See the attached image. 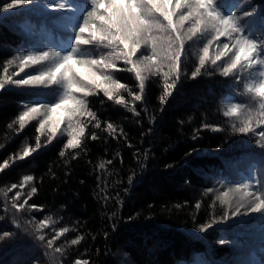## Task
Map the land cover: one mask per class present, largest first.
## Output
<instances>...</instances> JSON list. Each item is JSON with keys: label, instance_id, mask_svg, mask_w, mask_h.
Masks as SVG:
<instances>
[{"label": "trees", "instance_id": "16d2710c", "mask_svg": "<svg viewBox=\"0 0 264 264\" xmlns=\"http://www.w3.org/2000/svg\"><path fill=\"white\" fill-rule=\"evenodd\" d=\"M9 2L0 0V80L38 74L41 65H29L21 72L18 57L28 51L67 48L80 22V8L87 7L85 0H70L76 10H50L44 5L51 0H36L39 6L24 3L5 9L3 5ZM234 5L238 15L251 7L264 12V0H228V8ZM173 22L179 23L178 16H173ZM204 42L198 39L194 44L192 39H185L182 75L166 103H162L165 85L171 84L175 76L164 75L169 67L160 55V43L156 63L144 78L143 102L121 89L118 95L124 97L127 107L117 105L92 87L93 94L86 99L100 128L95 127L96 120L85 116L72 117L69 126V117L61 109L60 128L52 137L51 122L38 131L46 119L43 108L40 115L26 118L21 128L19 116L37 101L51 99L49 88L42 85L46 91L38 92L36 85L6 83L0 89V165L8 162L0 171V189L19 185L25 175L33 176L30 189L35 187L37 192L28 197L27 204L41 205L43 210L32 209L31 217L38 221L50 216L55 222L40 234L50 239L57 229L69 228L49 249L35 235L24 232L29 226L20 230L22 235L14 231L7 215L0 211V237L8 232L7 244L28 255L24 262L17 252L19 264H74L77 259L81 264H234L232 260L239 252H244L246 264H264V239L249 235L252 227L260 225V214L233 218L205 233L197 228L224 210L218 201L210 207L215 194L205 195L208 189L264 181V150L256 144L258 137L236 132L233 124L239 125V119L223 115L229 103L254 102L241 95L242 86L223 76L210 59L200 74L191 77L199 66ZM223 43L231 46L227 38L221 37L209 48L210 58H215ZM151 54V48L145 46L143 55ZM227 59L222 57L217 65ZM127 68L120 63L107 71L129 91L139 92V81ZM130 108L139 111L140 116ZM106 121L113 124L115 132L105 131ZM81 124L86 129L81 148L65 147ZM204 124L211 127L203 128ZM214 127L222 130L215 131ZM93 132L96 140L91 138ZM25 150L30 155L21 159ZM61 150L65 157L59 156ZM196 202L201 203L199 211ZM77 235L83 240L71 245ZM220 240L225 243L220 244ZM61 246L62 253H56L54 249Z\"/></svg>", "mask_w": 264, "mask_h": 264}, {"label": "snow or ice", "instance_id": "6c2138e0", "mask_svg": "<svg viewBox=\"0 0 264 264\" xmlns=\"http://www.w3.org/2000/svg\"><path fill=\"white\" fill-rule=\"evenodd\" d=\"M24 3L39 6L36 4V0H11L3 7L15 9ZM85 3L87 7L80 8L81 15L78 18L80 22L76 25L71 37L72 43L67 48L28 51L18 57L20 71L23 72L24 68L29 65H41L39 73L36 75L26 74L24 78L15 80L12 79V76H6L5 80H0V89H4L6 83L15 86L40 84L49 88L51 99L37 101L28 106L27 110L19 116L21 128L24 127L26 118L32 114L40 115L42 108L46 109L43 113L46 119L40 123L38 131L43 129L45 124L51 122L52 137L56 136L60 128L62 117L58 115V111L61 109L69 117V126H71L72 117L85 116L96 120L95 127L100 128L101 123L89 108L86 99L87 96L93 94L90 91L91 87L102 91L108 100H114L117 105L127 107L124 97L118 95L121 89L127 91L135 101L143 102L145 83L141 76L142 68L138 67L137 62H134L132 58L137 56V53H141V47L144 45L151 48L152 54L143 55L141 53L139 63L143 65L144 70H150L155 65L159 55L157 45L161 42V37H158L156 33H167L163 37L167 48L166 50L161 48V51L164 52L162 59L167 61L169 67V72L164 75L166 77L175 76L171 84L165 85L162 103H166V98L172 96V90L176 89L182 75V57L186 55L184 27L187 23V33H190L188 40L198 36L200 40L205 41L202 47L203 55L199 57V66L191 73V77L195 78L200 74L206 61L210 59L211 65L219 68L223 76L231 77L238 86H242L241 95L249 96L254 103L247 105L229 103L228 110L223 115L238 118L240 122L239 125L233 124L234 130L244 135L251 134L253 137H258L256 144L264 149V12L251 7L250 10L243 11L242 15H238L234 10L235 5L233 8L227 7L228 0H85ZM173 4L174 8H170L169 6ZM44 7L50 10H76L70 0H51ZM156 13H159V16ZM174 15H178L179 23L173 22ZM161 16L164 21H167V25L160 21L159 17ZM85 34L87 35L85 36ZM221 37L227 38L231 42V46L229 43L219 45L221 50L215 58H210L209 48ZM103 49H111V51L106 54L102 51ZM230 52L232 54L229 56ZM222 57H227V61L217 65V61H220ZM115 60H123L125 64L132 66L127 70L135 73L136 79L139 81V92L129 91L127 85L114 79L113 75L107 71L117 68ZM144 61L150 63L145 64ZM4 71L7 73V68ZM14 75H19V73ZM78 93L82 94V97H78ZM129 111L134 112L137 117L141 114L135 108H130ZM152 122L154 120L150 119V123ZM105 123L107 124L105 131L111 129L115 132L111 122L106 121ZM202 127L209 128L211 126L204 124ZM85 130V126L81 124L78 132L67 140L65 147L81 148V137ZM213 130L220 131L222 129L214 127ZM120 131L123 132V129ZM91 138L93 140L98 138L95 132L91 134ZM48 142H51V138ZM36 147L37 149L41 147L39 137ZM191 154L188 153V155ZM29 155L30 152L25 150L21 159ZM59 156L65 157V152L61 150ZM108 163L111 164L112 161L109 160ZM7 164L8 162L5 161L3 165H0V171ZM100 167L104 168L105 165L101 164ZM23 180L31 181L33 176L25 175ZM128 182L129 184L133 183L131 176ZM17 187V184L11 186L12 189ZM36 192L37 188L32 187L28 197L31 198L32 194ZM208 193L215 194L210 207H214L218 201L224 210L220 216L212 215L210 220L198 224L197 228L200 233H205L216 225L228 223L233 218L240 219L251 214L264 216V181L241 182L221 190L208 189L205 195ZM19 197L20 192H17L12 197L9 209L10 211L14 210L15 214L31 211L34 208L43 210V206L35 204L29 205L26 209L27 200L24 203H17ZM118 198L119 193H117L116 199ZM105 199H108L107 195ZM195 208L199 211L201 203L196 202ZM195 219L194 216L193 220L195 221ZM50 222L55 223L50 216H45L38 221L34 219L24 221L25 224L30 225L36 239L45 242L46 247L52 249L55 241L68 233L69 228L61 227L55 231V235L45 240V236L39 233L48 228ZM13 223L17 228L21 227L19 221L13 220ZM24 232H29V228L25 227ZM8 236V232L3 233V237ZM83 238L82 235H77L71 239L70 244L78 245ZM219 243L224 244L225 241L220 240ZM54 251L62 253V246L56 247ZM74 264H81V261L77 259ZM84 264H87V261Z\"/></svg>", "mask_w": 264, "mask_h": 264}, {"label": "rangeland", "instance_id": "374dc122", "mask_svg": "<svg viewBox=\"0 0 264 264\" xmlns=\"http://www.w3.org/2000/svg\"><path fill=\"white\" fill-rule=\"evenodd\" d=\"M246 1H248V0H246ZM171 6H175V5L173 4ZM156 15L159 16V13H156ZM174 16H178V15H174ZM159 19H160V21L163 24L167 25V22H165L163 20L162 16L159 17ZM187 27H188V24L186 23L185 27H184V39H187L188 36L190 35V33H187ZM86 35L87 34H85V36ZM156 35L158 37L159 36L161 37L160 46L163 47L166 50L167 45H166V41L163 40V37H165L167 35V33H156ZM198 39H199L198 36L192 38V40L194 41V44H197ZM144 50H145V46L142 45L141 53L144 54ZM102 51L107 54L108 52L111 51V49H103ZM141 53H137V56H134L132 59H133L134 62H137V66L138 67L142 68L141 76L143 78H145L148 75L149 70H144L143 69V65L139 63V58L141 57ZM160 55H161V57L164 55V52L161 51V50H160ZM114 63L117 66H118V64L122 63V64H124V65H126L128 67L127 69L132 67L129 64L128 65L125 64L123 60H115ZM144 63L147 64L149 62L148 61H144ZM129 72L136 79L135 73L131 72V71H129ZM8 85L10 86V84H8ZM41 86L42 85H40V84L36 85V88H37L38 92L46 91V89L41 87ZM34 115L35 114L31 115V117L34 116ZM28 118H30V117H28ZM262 150H264V149H262ZM262 175L264 176V168L262 170ZM263 180H264V177H263ZM20 185H22V187H20ZM9 189H11V191H9ZM17 192H20V197L18 198V200L16 202L17 203H24V201L28 199V193L31 192L30 181H24L22 179L21 182L19 183L18 187L15 188V189H12V188H8L7 190L0 189V211L7 215L6 220H7V222H9L11 224V226H12L14 231L16 230L18 233H20L22 235L23 232H21L20 230L23 229V227H25V226H29V232L31 233V237H32L33 234H32V231H31V227H30V225L25 224L24 221L33 220L32 217H31L32 216L31 214L33 213V210H31V211H23L20 214H15L14 210H11V211L9 210L10 207H11L12 197L15 196V194ZM28 207H29L28 204H26L25 208L27 209ZM255 217H256V215H255ZM13 220L19 221L21 227L17 228L16 225L13 223ZM263 228H264V216H262V219L260 221V225L259 226H255V227L251 228V231H250L249 235L254 234V238L256 240H259V238H261V239L263 238L264 239V234H263V230L264 229ZM257 229H259L261 231H256ZM44 236H45V240L49 239L47 237V235H44ZM34 238L36 239V237H34ZM43 243H45V242H43ZM9 245L10 244H7V238L5 239V237H3L2 239H0V264H5L4 262H6L5 259L7 257H8V260H7L8 263L7 264H19L20 263V257L18 256L17 252H19V254H22L23 261L25 262V260H26L25 257H27L28 255L25 254L24 252H23L24 254L20 253L21 251H19V248L13 249V247H10ZM25 252H27V251H25ZM236 256L237 257L233 258V260H232V261H234V264H246L243 261L244 257H245L244 256V252H239ZM21 264H24V263L22 262Z\"/></svg>", "mask_w": 264, "mask_h": 264}]
</instances>
